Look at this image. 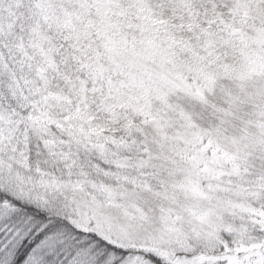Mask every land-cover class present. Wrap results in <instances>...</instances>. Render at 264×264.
I'll return each mask as SVG.
<instances>
[{
  "label": "snow or ice",
  "instance_id": "obj_1",
  "mask_svg": "<svg viewBox=\"0 0 264 264\" xmlns=\"http://www.w3.org/2000/svg\"><path fill=\"white\" fill-rule=\"evenodd\" d=\"M0 264H264V0H0Z\"/></svg>",
  "mask_w": 264,
  "mask_h": 264
}]
</instances>
